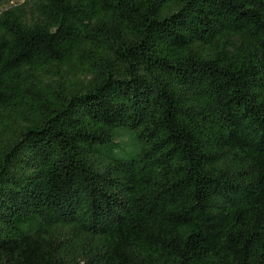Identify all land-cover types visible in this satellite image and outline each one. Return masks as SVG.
<instances>
[{
	"label": "trees",
	"instance_id": "obj_1",
	"mask_svg": "<svg viewBox=\"0 0 264 264\" xmlns=\"http://www.w3.org/2000/svg\"><path fill=\"white\" fill-rule=\"evenodd\" d=\"M0 264H264V0H0Z\"/></svg>",
	"mask_w": 264,
	"mask_h": 264
},
{
	"label": "rangeland",
	"instance_id": "obj_2",
	"mask_svg": "<svg viewBox=\"0 0 264 264\" xmlns=\"http://www.w3.org/2000/svg\"><path fill=\"white\" fill-rule=\"evenodd\" d=\"M15 1H22V0H12V2ZM120 142H121L120 149L117 152H115V154L125 159L134 158L139 151V145L135 139L133 132L127 131V136L121 138ZM106 151L109 152L110 154L114 153V151L112 150L107 149Z\"/></svg>",
	"mask_w": 264,
	"mask_h": 264
}]
</instances>
